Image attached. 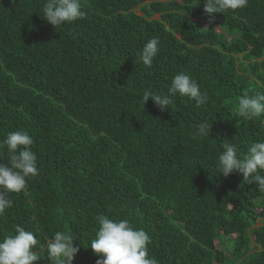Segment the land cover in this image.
Instances as JSON below:
<instances>
[{"label":"trees","instance_id":"16d2710c","mask_svg":"<svg viewBox=\"0 0 264 264\" xmlns=\"http://www.w3.org/2000/svg\"><path fill=\"white\" fill-rule=\"evenodd\" d=\"M44 3L0 0V140L26 132L39 169L10 194L0 237L21 225L40 242L34 264H50L48 241L67 231L80 246L73 264H96L87 247L103 214L144 229L159 264H264V192L216 171L225 140L241 154L264 142V114L237 110L245 91L264 94V0L211 23L203 0H81L83 18L57 29ZM153 37L147 67L135 58ZM178 73L205 105H143ZM201 121L211 135L196 142Z\"/></svg>","mask_w":264,"mask_h":264},{"label":"clouds","instance_id":"9594fccd","mask_svg":"<svg viewBox=\"0 0 264 264\" xmlns=\"http://www.w3.org/2000/svg\"><path fill=\"white\" fill-rule=\"evenodd\" d=\"M204 14L209 17V23L215 19L214 14L243 9L249 0H203ZM43 18L54 29L67 23H73L85 15L82 11L81 0H45L42 8ZM22 42V41H21ZM159 39L153 37L143 46L136 61L151 67L159 51ZM187 97L195 101L197 107L208 101L206 92L189 75L178 73L171 79V84L164 94L145 91L142 97L143 105L151 99L155 106L163 112L170 108L174 98ZM238 114L241 117L255 118L264 114V94H249L244 92L238 101ZM211 125L209 121H201L194 125L192 140L199 142L210 137ZM33 139L24 131L7 134L0 140V161L4 153L8 162L0 163V215L9 209L13 201L12 193L22 192L29 178L39 174L37 156L32 151ZM220 148L216 171L227 178L232 173H239L243 181L254 184L264 192V142L252 143L245 153L241 154L233 142L225 140ZM98 228L94 238L87 248L97 256L96 264H159L155 257L149 256L147 245L150 236L144 229L134 228L129 220H113L100 214L95 217ZM74 235L67 231H56L47 244L46 259L50 264H73L74 257L80 250L75 243ZM39 240L31 231L17 224L12 234L0 237V264H34L40 257L35 251Z\"/></svg>","mask_w":264,"mask_h":264},{"label":"rangeland","instance_id":"374dc122","mask_svg":"<svg viewBox=\"0 0 264 264\" xmlns=\"http://www.w3.org/2000/svg\"><path fill=\"white\" fill-rule=\"evenodd\" d=\"M260 220L257 221V223H259Z\"/></svg>","mask_w":264,"mask_h":264}]
</instances>
